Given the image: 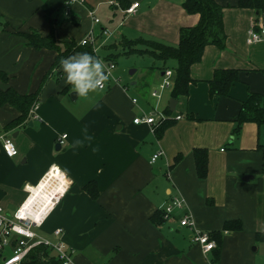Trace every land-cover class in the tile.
I'll return each instance as SVG.
<instances>
[{
  "label": "crops",
  "instance_id": "0c3cea01",
  "mask_svg": "<svg viewBox=\"0 0 264 264\" xmlns=\"http://www.w3.org/2000/svg\"><path fill=\"white\" fill-rule=\"evenodd\" d=\"M215 1L223 6V44L204 46L200 60L189 67L193 82L187 94L173 98L170 110L171 88L163 89L158 101L149 90L171 63L123 54L119 42L143 38L176 45L179 28L198 19L184 11L182 0H0V72L5 74L0 90L32 93L49 71L36 106L20 124L4 128L18 111L0 105V132L16 148L13 157L0 152V206L14 210L26 188L56 167L67 187L34 230L54 240L53 230L60 229L67 264H213L212 252L191 241L194 231L220 232L214 264H264V173L257 149L264 145V122H244L233 133L248 92L264 93V39L246 43L247 31L257 29L254 23L264 26V10L256 14L237 6L239 0ZM131 2L138 3L135 12L124 13ZM51 27L58 42L76 44L91 30L86 44L93 55L111 56L106 61L113 64L117 56L124 58L93 102L74 93L60 64L50 69L55 50L34 48L21 35L46 36ZM215 69H238L227 95H208ZM155 103L169 117L159 135L151 125L132 123ZM77 140L81 145L74 147ZM196 148L206 153L203 178L195 171ZM175 197L183 205L165 218L160 210ZM185 214L191 225L181 226ZM231 220H238L240 229L223 230Z\"/></svg>",
  "mask_w": 264,
  "mask_h": 264
},
{
  "label": "trees",
  "instance_id": "16d2710c",
  "mask_svg": "<svg viewBox=\"0 0 264 264\" xmlns=\"http://www.w3.org/2000/svg\"><path fill=\"white\" fill-rule=\"evenodd\" d=\"M237 6L249 7L256 14L264 10V0H239ZM181 7L186 13H196L198 19L195 25L180 27L178 30V40L176 45H169L153 39L135 38L127 40L122 38L119 45L124 49L123 54H147L153 60L165 64L170 62L172 70V86L170 96L176 98L180 95H186L188 85L193 82L189 76V67L191 64L200 60L202 50L206 45L222 46L224 33L222 28V8L215 0H182ZM28 44L34 48H48L56 51L50 69L57 68L62 59H65L72 51L93 52L87 44L79 45L73 40L58 42L53 35V28L46 36H40L35 31L21 34ZM114 55V57H116ZM111 56H106L110 60ZM238 69H215L212 78L207 81L208 95H227L229 87L238 80ZM49 71L43 75L38 88L28 94H18L12 88L8 87L0 90V105L9 104L18 111V116L8 122L4 128H10L20 124L26 117L31 107L37 103V95L46 79ZM0 78L5 79V74L0 72ZM264 93L248 92L244 101L241 102L234 118L233 133H236L244 122H254L257 124L264 122L263 109ZM169 123L168 119L157 122L154 126V132L159 135L160 131ZM257 149L262 153V172L264 173V145L258 144ZM204 149H194L193 159L195 171L199 178H203L206 172V157ZM178 157L174 158L176 161ZM87 190V185L84 186ZM89 190V188H88ZM90 191V196H95V191ZM162 215V210H160ZM223 230H238L240 222L231 220L225 222ZM220 232L209 233V237L214 240L215 246L211 249V262L214 264L218 257L220 246ZM260 236L259 233L256 237ZM20 264H60L45 248L41 245L32 248L21 261Z\"/></svg>",
  "mask_w": 264,
  "mask_h": 264
},
{
  "label": "built area",
  "instance_id": "2783aa9c",
  "mask_svg": "<svg viewBox=\"0 0 264 264\" xmlns=\"http://www.w3.org/2000/svg\"><path fill=\"white\" fill-rule=\"evenodd\" d=\"M73 1V0H69ZM80 1V0H79ZM138 6L137 2H131L126 8L123 9V12L130 14L135 12ZM88 14L92 17L93 22H97L98 19L93 16V12L90 10ZM257 26V29L250 28L247 31L246 43H254L264 39V26L260 22L254 23ZM102 33H107L106 30H102ZM93 38V33L91 30L87 35L79 41L80 45L90 42ZM107 69L109 70V76L111 75V69L113 68V63L109 62L107 64ZM172 70L166 68L162 70V75L160 81L149 90V96L152 97L155 101H158L161 96V91L165 88H171L172 86ZM132 102H135V99L132 98ZM36 106L34 104L29 110L32 113L33 108ZM168 115L163 111L159 110L156 107V103L151 106V112L142 115H136L132 118V123L134 124H147L154 126L157 122H160L164 119H168ZM174 119H179L180 115H174ZM64 134H61L57 138V142L61 143L64 138ZM0 152L3 153L6 157H13L16 154V148L14 146L11 138L4 132H0ZM159 152L153 153L149 162H153ZM55 173L58 169L51 166L45 173ZM61 174V173H60ZM43 175V176H44ZM40 180L32 186H37ZM62 182H58L57 179L54 183H50L49 191H47V198L43 197L40 201L34 200V197H30L31 190L28 186L26 188V195L23 200L15 207L12 211H6L0 206V264H20L21 261L25 258L26 254L34 247L39 245L43 246L45 250L51 254L60 264H67L70 260L69 252L66 250L63 242L58 238L60 229L53 230L54 240H50L46 237L40 236L35 232L42 222L43 218L47 212L52 209V207L58 202L60 196L65 191L67 187V181L64 176L61 174ZM61 186V190L52 191L53 186ZM183 205L182 199L172 198L167 202L162 208V214L165 218L170 216V213L173 209H179ZM179 225L187 226L191 225V221L188 215H183L182 218L178 221ZM191 241L197 244L202 252H209L215 246L213 239L209 237L206 232L194 231L191 237Z\"/></svg>",
  "mask_w": 264,
  "mask_h": 264
},
{
  "label": "clouds",
  "instance_id": "9594fccd",
  "mask_svg": "<svg viewBox=\"0 0 264 264\" xmlns=\"http://www.w3.org/2000/svg\"><path fill=\"white\" fill-rule=\"evenodd\" d=\"M75 3L76 0H73ZM83 3V0H80ZM61 69L66 77V83L72 86L78 97L88 100L90 103L95 100L94 94L102 93L109 80V70L104 61L88 52L76 53L60 61ZM87 133V129L84 130ZM91 140V136L86 137ZM81 141L77 140L74 147L80 146Z\"/></svg>",
  "mask_w": 264,
  "mask_h": 264
},
{
  "label": "bare ground",
  "instance_id": "6f19581e",
  "mask_svg": "<svg viewBox=\"0 0 264 264\" xmlns=\"http://www.w3.org/2000/svg\"><path fill=\"white\" fill-rule=\"evenodd\" d=\"M55 179H57L58 182L63 181V179H61V174L58 170L55 173L52 170L51 173H47L46 175H44L37 186L30 187V190H31L30 197H34V200H37V202H41L40 200L43 197L47 198L48 196L47 191H49V188H50L49 184L54 183V181H56ZM60 188H61L60 185L57 186V188L53 186L52 191L55 193L56 191L61 190Z\"/></svg>",
  "mask_w": 264,
  "mask_h": 264
},
{
  "label": "rangeland",
  "instance_id": "374dc122",
  "mask_svg": "<svg viewBox=\"0 0 264 264\" xmlns=\"http://www.w3.org/2000/svg\"><path fill=\"white\" fill-rule=\"evenodd\" d=\"M260 17H261V16H260ZM261 18H262V17H261ZM97 19H98V18H97ZM263 19H264V16H263L262 20H263ZM115 53L118 54V51H115ZM105 54H106V53H104V51H103V54H101L100 52L98 53V55H99L100 57H104ZM101 59L103 60V58H101ZM123 60H124L123 57H121V56H117L116 60H114V61L116 62V64H115V63L113 64L114 69L112 68L111 70L114 71L115 73H117L119 70H121ZM103 61H104L105 65L107 66V64L109 63V61H106V60H103ZM143 61H144V58H143ZM117 70H118V71H117ZM112 74H113V73L111 72V75H112Z\"/></svg>",
  "mask_w": 264,
  "mask_h": 264
},
{
  "label": "water",
  "instance_id": "95a60500",
  "mask_svg": "<svg viewBox=\"0 0 264 264\" xmlns=\"http://www.w3.org/2000/svg\"><path fill=\"white\" fill-rule=\"evenodd\" d=\"M175 104V100L173 98L168 100V107L170 110H172V108L174 107Z\"/></svg>",
  "mask_w": 264,
  "mask_h": 264
}]
</instances>
